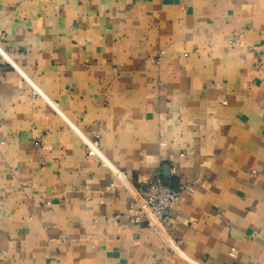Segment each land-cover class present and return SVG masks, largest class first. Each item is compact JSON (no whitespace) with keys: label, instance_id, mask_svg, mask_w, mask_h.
<instances>
[{"label":"crops","instance_id":"1","mask_svg":"<svg viewBox=\"0 0 264 264\" xmlns=\"http://www.w3.org/2000/svg\"><path fill=\"white\" fill-rule=\"evenodd\" d=\"M0 202V264H264V0H0Z\"/></svg>","mask_w":264,"mask_h":264},{"label":"built area","instance_id":"2","mask_svg":"<svg viewBox=\"0 0 264 264\" xmlns=\"http://www.w3.org/2000/svg\"><path fill=\"white\" fill-rule=\"evenodd\" d=\"M87 144L88 155L98 156L101 159L102 165H109L97 140L88 141ZM122 176L126 177V174L122 173ZM115 187V183L111 184L110 192H114ZM187 188L188 185L186 184L174 187L169 182H165L157 177H152L144 182L140 181L133 187L129 207L124 214L125 219L129 223H142L154 231L162 232L171 218L174 204L179 200L181 193ZM2 210L3 203L0 202V211ZM121 216V214H116L114 220H119ZM190 263L195 264L193 261H190Z\"/></svg>","mask_w":264,"mask_h":264}]
</instances>
